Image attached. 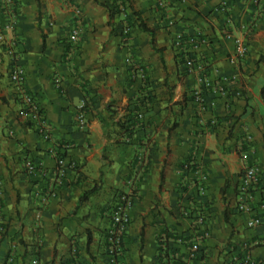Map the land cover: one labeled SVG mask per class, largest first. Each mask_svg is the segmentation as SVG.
<instances>
[{
	"label": "crops",
	"instance_id": "1",
	"mask_svg": "<svg viewBox=\"0 0 264 264\" xmlns=\"http://www.w3.org/2000/svg\"><path fill=\"white\" fill-rule=\"evenodd\" d=\"M186 59L214 80L201 110ZM242 153L264 175V0H0V264H113L133 187L119 264H264V186L235 208Z\"/></svg>",
	"mask_w": 264,
	"mask_h": 264
},
{
	"label": "built area",
	"instance_id": "2",
	"mask_svg": "<svg viewBox=\"0 0 264 264\" xmlns=\"http://www.w3.org/2000/svg\"><path fill=\"white\" fill-rule=\"evenodd\" d=\"M10 2L11 0H7ZM75 14L77 17H79L80 11L78 9L75 10ZM129 25L124 24L121 28L122 33V42L124 46L128 45L129 42ZM79 28H76L73 30L72 34L74 38L77 40L79 36ZM235 41L240 44L239 39H235ZM177 45H179V41L177 42ZM237 52L239 54L240 59L238 57L232 58L229 60L231 64H241V58L245 55V47L239 46L237 49ZM127 61H130L129 58L126 59ZM185 65L190 67L191 69H194L197 73V83L199 84L202 91H199L196 93V102L198 104V110H201L203 105L205 104V93L209 91V89H212L214 87V80L210 78L208 75H206L204 70V64L201 60L194 61L192 59H186ZM24 78H25V71L21 66H15L9 73V79L14 84L16 91L18 93V101L20 103V115L24 118H35L39 115V111L37 107L34 104L32 95L28 92L27 88L24 84ZM47 134V133H45ZM46 137L48 135H45ZM57 161V173L59 175L63 174V168H64V159L60 156H55ZM241 159V166L238 173V181H237V194H238V201L235 206L239 211H251L252 210V201H253V195L256 191V189L260 188L261 186H264V175L259 168L258 164L249 157L248 154L242 153L240 154ZM27 171L32 172L35 170V164L30 161L26 164ZM135 194L129 193H122L118 196V200L114 204L112 208V212L110 215L111 219V228L109 230L108 235V241L110 245V261L113 264H119L120 259L122 258V254L124 252V247L122 245L121 240V233L123 232V229L125 228L127 221H128V215L127 211L132 205L133 202V196ZM261 209L264 211V197L262 199ZM261 223L260 219L257 218H250L247 221V227L248 228H254L258 226ZM160 243L162 246L164 245V235L160 237ZM190 251L192 252V255L195 253H199L200 248L198 243L193 244L190 246ZM241 264H252V261L250 260V257L245 256L242 258ZM75 264V263H70ZM186 264V263H181Z\"/></svg>",
	"mask_w": 264,
	"mask_h": 264
},
{
	"label": "trees",
	"instance_id": "3",
	"mask_svg": "<svg viewBox=\"0 0 264 264\" xmlns=\"http://www.w3.org/2000/svg\"><path fill=\"white\" fill-rule=\"evenodd\" d=\"M140 26H142V28H143L144 30H146L148 33H150V35L152 36L151 42H152V44H153V43H154V42H153V34H154V30L151 29V28H149V27H147V26H145V25H142V23L140 24Z\"/></svg>",
	"mask_w": 264,
	"mask_h": 264
},
{
	"label": "rangeland",
	"instance_id": "4",
	"mask_svg": "<svg viewBox=\"0 0 264 264\" xmlns=\"http://www.w3.org/2000/svg\"><path fill=\"white\" fill-rule=\"evenodd\" d=\"M132 187V186H131ZM129 192H131V194H135V193H137L138 192V188H136V187H133L132 189H130L129 191H127L126 193H129Z\"/></svg>",
	"mask_w": 264,
	"mask_h": 264
}]
</instances>
